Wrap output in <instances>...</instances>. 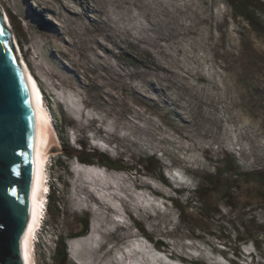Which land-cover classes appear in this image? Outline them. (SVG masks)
Wrapping results in <instances>:
<instances>
[{"label": "rangeland", "instance_id": "rangeland-1", "mask_svg": "<svg viewBox=\"0 0 264 264\" xmlns=\"http://www.w3.org/2000/svg\"><path fill=\"white\" fill-rule=\"evenodd\" d=\"M3 10L50 110L55 178L34 264H51L56 235L67 264H232L218 236L240 245L239 264H264V244L230 234L264 230V190L241 174L264 173L263 12L251 24L227 0H0ZM81 141L124 165L154 157L168 182L153 164L82 163L68 155ZM229 155L232 172L195 192ZM172 199L190 205L182 216ZM84 215L88 231L67 237Z\"/></svg>", "mask_w": 264, "mask_h": 264}, {"label": "water", "instance_id": "water-1", "mask_svg": "<svg viewBox=\"0 0 264 264\" xmlns=\"http://www.w3.org/2000/svg\"><path fill=\"white\" fill-rule=\"evenodd\" d=\"M0 11V264H22L36 135L33 97Z\"/></svg>", "mask_w": 264, "mask_h": 264}, {"label": "trees", "instance_id": "trees-1", "mask_svg": "<svg viewBox=\"0 0 264 264\" xmlns=\"http://www.w3.org/2000/svg\"><path fill=\"white\" fill-rule=\"evenodd\" d=\"M234 10L235 14L237 16H240L250 22L251 24H255L254 20H259L258 17H256L257 12H263L264 13V2L261 0H227ZM68 155L71 157H74L75 159L79 160L82 163H93V160L100 162L110 168L114 169H129V170H137L142 164L146 167L149 164H153L155 168H157L159 171L161 170V166L159 162L154 159V157H146L145 160L140 161L139 163L133 165H124L123 161H117L116 159H111L109 156H107L102 151H99L98 149L91 148L86 142H79L78 147H73L68 152ZM235 159L232 155H229L224 158V162L222 164V167L219 166H213L214 172L213 173H205L201 176V183L199 186H193V190L195 192H200V188L207 189L208 191H212L213 186V179L216 176H223L227 173H231L234 168ZM160 180L167 184V179L162 175V172L160 171ZM244 177L247 176V180L249 181H258L260 183V186L264 190V173H261L260 171L251 170L248 172L241 173ZM55 178V177H54ZM232 185L225 186V189L231 188ZM222 188H220L221 190ZM216 190H219L217 188ZM52 191L49 194V198H51ZM173 202H175L177 208L180 210V216L189 208L190 205L185 206L182 203H177L176 200L172 199ZM193 200L191 197L190 202ZM78 223L80 224V227L78 229V233L68 232L67 237L71 238L77 235L85 234L89 229V216L84 215L83 217H80L77 219ZM55 226H57L56 223H54ZM140 228V227H139ZM224 229V228H223ZM230 234L234 235L237 242L239 244H243L248 242L249 245H251L253 248L258 249L259 251L262 249V245L264 244L262 237H264V230L260 228H252V229H246L243 226V230L235 229L230 231ZM215 235V234H212ZM146 237L153 243L154 247L157 249L167 253L171 254L169 251L166 243L160 239H154L153 237L149 236L146 232ZM219 239H222V249H219V252L225 256L228 257L229 255L234 256L233 259H229L232 264H239L236 260H239L242 253L239 249L240 245L231 247L230 243H228L224 238L221 236H218ZM228 238V236H227ZM67 238L63 236H57L56 235V242L55 246L53 248L52 252V260L51 264H67L68 263V252H67ZM194 264H202L200 261H194L192 262Z\"/></svg>", "mask_w": 264, "mask_h": 264}, {"label": "bare ground", "instance_id": "bare-ground-1", "mask_svg": "<svg viewBox=\"0 0 264 264\" xmlns=\"http://www.w3.org/2000/svg\"><path fill=\"white\" fill-rule=\"evenodd\" d=\"M3 16L7 25L10 27V21L8 14L3 10ZM15 40V52H17L18 58L21 62V66L25 70L28 83L31 88L32 97H33V106L35 110V126H36V135L34 143V168H33V179L32 186L30 191V202H29V212L27 220L20 237V249H21V258L22 264H34L33 255H32V240L31 235L36 227L39 216L41 215V207L45 203L47 196V186L43 182L44 172V152L45 147L49 144V129L47 126L49 123V113L43 107L44 102L40 99V86L37 84L38 81L33 76L28 64L24 63L25 60H21L20 55L21 51H18V43ZM20 53V54H19ZM22 57V55H21ZM26 62V61H25ZM47 143V144H46ZM46 156V155H45ZM134 187V186H133ZM134 189V188H133ZM139 205V204H137Z\"/></svg>", "mask_w": 264, "mask_h": 264}, {"label": "clouds", "instance_id": "clouds-1", "mask_svg": "<svg viewBox=\"0 0 264 264\" xmlns=\"http://www.w3.org/2000/svg\"><path fill=\"white\" fill-rule=\"evenodd\" d=\"M17 53V52H16ZM37 80V79H36ZM40 86V85H39ZM41 89V88H40ZM42 91V90H41ZM43 93V92H42ZM44 96V95H43ZM44 100H45V98H44ZM49 169H50V171H48V175H49V183H48V185H49V193H47L46 194V196H47V199H46V201H45V204H46V213H45V218H46V215H47V206H48V196H49V194H50V180L53 178L54 179V177H55V173L52 171V169H51V165H49V167H48ZM45 222H46V219H45ZM45 226H46V223H45ZM45 228V227H44ZM45 230V229H44ZM46 233H48V234H51L50 233V231L48 230H46L45 231Z\"/></svg>", "mask_w": 264, "mask_h": 264}]
</instances>
